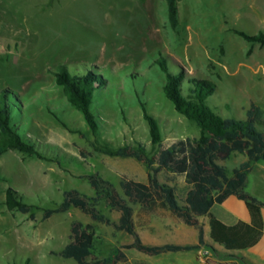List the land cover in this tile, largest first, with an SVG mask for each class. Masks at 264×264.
Wrapping results in <instances>:
<instances>
[{
	"label": "rangeland",
	"instance_id": "1",
	"mask_svg": "<svg viewBox=\"0 0 264 264\" xmlns=\"http://www.w3.org/2000/svg\"><path fill=\"white\" fill-rule=\"evenodd\" d=\"M178 18L173 26L166 0H0V90L17 91L22 101L18 128L46 156L18 150L0 155V264H78L59 254L70 240L73 220L96 226L91 259L103 258L133 240L130 233L96 222L78 208L48 219L43 213L61 204L69 189L93 197L94 188L86 178L92 173L99 172L121 192L122 175L147 179L144 162L96 150L103 143L141 144L150 155L157 149L142 103L157 118L164 145L199 135L196 123L165 95L166 75L158 58H165L177 75L184 70L192 79L215 83L208 102L224 117L242 119L251 102L264 105V45L252 44L231 30L264 31V0H179ZM59 65L72 72L94 71L107 80L95 92L94 107L101 117L98 134L56 83L54 69ZM246 159L236 152L226 164L232 170ZM260 166L264 162L249 173L246 191L264 202ZM159 178L164 180V174ZM9 187L36 207L27 213L9 210ZM229 197L213 207L214 214L222 219L231 210L249 213L244 200ZM97 207L118 221L120 210L104 200ZM199 221L206 245L159 255L124 249L131 264H252L244 255L258 256L252 249H244L243 255L213 242L208 218ZM137 230L145 242H191L198 236L195 226L164 210ZM258 260L264 263V258Z\"/></svg>",
	"mask_w": 264,
	"mask_h": 264
},
{
	"label": "trees",
	"instance_id": "2",
	"mask_svg": "<svg viewBox=\"0 0 264 264\" xmlns=\"http://www.w3.org/2000/svg\"><path fill=\"white\" fill-rule=\"evenodd\" d=\"M166 1L170 23L177 26L179 0ZM231 30L252 44L264 45V31L251 34L242 29ZM157 62L166 75L163 86L165 95L179 113L196 123L199 135L164 145L157 118L142 103L152 143L157 145L151 155L141 144L113 147L103 143L96 147V150L111 156L135 157L145 163L148 173L145 181L122 175V192L99 172L92 173L86 178L94 188L93 197L82 194L78 189H69L65 191L61 204L45 209L43 218L48 219L54 213L78 208L92 220L113 225L116 231H125L133 236L132 242L114 247L107 256L91 259L97 240L96 226L92 222L73 220L70 240L59 254L74 258L78 264H131L124 250L130 248L149 255L200 248L207 244L204 226L199 221L202 216L208 218L211 239L229 250L250 248L264 234V202L246 191L249 173L257 163L264 162V105L251 102L246 117L242 119L224 117L208 102L216 90L215 83L197 77L192 79L184 70L177 75L170 70L165 58H158ZM54 74L56 83L63 88L69 103L83 114L90 129L98 134L101 117L94 107L95 92L107 80L94 71L72 72L65 65L56 67ZM21 110L22 101L17 91L9 87L1 89L0 155L18 150L45 159V154L32 138L24 137L18 128L17 119ZM236 152L245 154L247 159L231 170L226 161ZM160 173L164 174V180L159 178ZM231 195L244 200L251 216L250 221L239 219L234 224H228L214 214L213 207ZM27 199L12 187L6 190V206L9 210L32 211L36 204ZM102 200L111 209L121 211L118 221H113L98 209L97 205ZM162 210L195 226L199 232L198 243H145L137 226L149 224L152 217L159 215Z\"/></svg>",
	"mask_w": 264,
	"mask_h": 264
},
{
	"label": "crops",
	"instance_id": "3",
	"mask_svg": "<svg viewBox=\"0 0 264 264\" xmlns=\"http://www.w3.org/2000/svg\"><path fill=\"white\" fill-rule=\"evenodd\" d=\"M258 169L261 171L262 170V173H260L261 175H264V167H258ZM233 195H231L230 197H232ZM229 197V198H230ZM227 199V201H230L232 199ZM218 216V215H217ZM263 216H264V208H263ZM219 217V216H218ZM220 218V217H219ZM221 219V218H220ZM239 219H242V220H245V221H250L251 220V216H250V213H248L246 211V215H242V214H239L238 212L234 211V210H231V211H228L227 213H223L222 215V219L224 222L228 223V224H234L236 223ZM149 225V224H147ZM145 225V226H147ZM189 225V224H188ZM205 229V228H204ZM138 231V230H137ZM209 232H210V228H209ZM139 233V232H138ZM199 234V232H197V235ZM141 236V235H140ZM142 237V236H141ZM211 238V237H210ZM143 239V238H142ZM212 240V239H211ZM133 241V240H132ZM131 241V242H132ZM144 241V240H143ZM213 241V240H212ZM145 242V241H144ZM214 242V241H213ZM147 244H163V243H168V242H145ZM171 243H174V242H171ZM175 243H179V244H196L198 243V236L195 240L191 241V242H182V241H178V242H175ZM216 243V242H215ZM218 244V243H217ZM220 245V244H219ZM222 246V245H221ZM225 248V247H224ZM226 249V248H225ZM246 249H252L254 251H256V255H258L257 257H254V258H249L247 257L246 255H244V249H236V250H230V251H241L244 255V257L249 261L251 262L252 264H264L261 260L259 261L258 259H263L264 258V234L262 236V238L260 239V241L250 247V248H246ZM229 250V249H227ZM188 250L186 251H178V252H187ZM167 253V252H166ZM169 253V252H168ZM163 254V253H162ZM128 255V254H127Z\"/></svg>",
	"mask_w": 264,
	"mask_h": 264
}]
</instances>
